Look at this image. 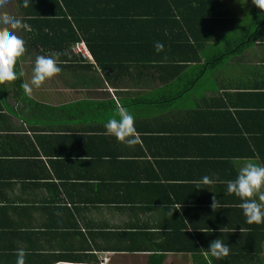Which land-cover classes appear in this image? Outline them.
I'll use <instances>...</instances> for the list:
<instances>
[{
	"label": "crops",
	"instance_id": "0c3cea01",
	"mask_svg": "<svg viewBox=\"0 0 264 264\" xmlns=\"http://www.w3.org/2000/svg\"><path fill=\"white\" fill-rule=\"evenodd\" d=\"M15 7L0 0V14L14 17ZM223 10L238 14L231 31L252 16L254 32L230 46L211 43L202 63L187 66L155 61L149 41L134 62L142 71L115 78L114 88L78 84V73H89L79 67L29 98L21 83L39 52L25 50L16 69L25 76L0 86V264H16L21 249L25 264H264V223L246 224L223 183L236 177L238 160L264 165V142L256 157L243 156L239 131L264 135V11L252 0H228ZM236 48L226 85L209 78L203 63ZM63 72L58 92L52 84ZM94 75L101 83L103 74ZM224 94L238 98L220 111ZM118 105L134 115L135 145L105 132ZM204 176L215 182L199 184ZM216 238L230 247L220 260L207 251Z\"/></svg>",
	"mask_w": 264,
	"mask_h": 264
},
{
	"label": "trees",
	"instance_id": "16d2710c",
	"mask_svg": "<svg viewBox=\"0 0 264 264\" xmlns=\"http://www.w3.org/2000/svg\"><path fill=\"white\" fill-rule=\"evenodd\" d=\"M13 2L17 12L14 18L20 19L26 25L24 29L18 30L20 38L24 41L25 50L38 51L37 55L55 54L61 70L70 72L73 69V75L79 71V67L87 68L95 74L102 73L104 78L100 76L101 83L95 77L91 84L87 85L89 89L98 87L100 90L108 85L114 88L115 78L124 79L125 76L131 77L142 71L136 67L139 64L134 62L135 59H140L144 46L149 41L153 42V45L157 42L163 44V49L154 53L157 62L165 60L182 66L202 63V54L206 53L211 43L224 40L226 46L232 45L227 36L232 32L231 25L234 19L238 17L237 14L224 12L223 5L225 6L228 0H13ZM218 6L220 12L216 10ZM150 31L154 35H148ZM81 43L85 44L89 54L93 56L98 69L94 64L89 65L74 54V47ZM167 45L170 46L169 51ZM239 51L236 48L228 53L223 52L214 60L209 58L203 63L207 66L206 75L226 85L222 82L226 74V61L231 59L230 55L235 56ZM18 63L16 69H19ZM75 85L78 87L77 83ZM224 95L225 97L218 99L220 105L217 109L220 111L228 109L230 103L238 98ZM239 114L238 112L235 115L237 123L241 120ZM239 131L240 135H243L241 139L248 147V153H244L243 156L256 157V154H259L258 144L264 142V135L241 128ZM222 262L228 264L224 260Z\"/></svg>",
	"mask_w": 264,
	"mask_h": 264
},
{
	"label": "clouds",
	"instance_id": "9594fccd",
	"mask_svg": "<svg viewBox=\"0 0 264 264\" xmlns=\"http://www.w3.org/2000/svg\"><path fill=\"white\" fill-rule=\"evenodd\" d=\"M252 3L264 11V0H252ZM0 25H2L0 27V86H6L25 76L23 71L16 70L18 60L25 52L24 41L16 35V32L24 29L26 25L18 18L6 15L0 16ZM154 47L159 52L163 49V44L157 42ZM60 71L55 54L38 55L31 69L30 81L21 83L23 94L31 98L34 88H39ZM134 119V115L127 108L118 105L116 114L104 124L105 132L118 142L129 146L135 145L139 143V138ZM236 166V177L223 182L226 184V192L239 198L246 224H262L264 223V165L249 158L236 161ZM214 182L209 176H204L198 183L210 185ZM217 207V198L213 196L211 208L215 211ZM207 251L211 257L220 260L229 255L230 247L221 238H216L209 243ZM24 256V251L18 250L16 264H25Z\"/></svg>",
	"mask_w": 264,
	"mask_h": 264
},
{
	"label": "rangeland",
	"instance_id": "374dc122",
	"mask_svg": "<svg viewBox=\"0 0 264 264\" xmlns=\"http://www.w3.org/2000/svg\"><path fill=\"white\" fill-rule=\"evenodd\" d=\"M234 1H236V0H230L231 3H233ZM236 8H237V7H236ZM241 8H242V7H241ZM7 13H8V12H7ZM244 14H247V13H244ZM0 15H2V16L6 15V16H8V17H13L12 14H0ZM237 15H238V14H237ZM263 16H264V14H258V18H259V19H262ZM252 21H253V17H252V16H250V17H248V18H247V16H246L245 22H243L242 25L237 26V27L235 28V30H233L232 32H229L227 38H228V39H235V37H236L237 35H241V34H243V35H244L243 37L246 38L248 35H250V34H251L252 32H254V30H255V28L252 26V25H253ZM16 35H18L19 38H20V36H21L20 33H19L18 31L16 32ZM222 41L225 42L224 40H222ZM219 45L224 46V43H221V44H219ZM62 74H63V75H61V76L58 75V80H57V82H55V83L52 84L54 88L56 87V89H57L58 92H59V91L62 92L63 89H64V86L67 84V79H68V77L65 75L64 72H63ZM95 76H96V75H94L93 71H92V72L89 71V73L79 72L78 75H77V78L80 79L79 82H78V84H79V83L81 84V83L83 82V80H87V81H89V82H92L93 79L95 78ZM73 78H74V77H73ZM74 79H75V81H76V78H74ZM73 83L76 84V82H73ZM47 85H49V84H47ZM82 86H84V85H82ZM192 91H194V90H192ZM192 91H191V92H192ZM80 104H81V102H80ZM82 104H83V103H82ZM70 107H74V104H72Z\"/></svg>",
	"mask_w": 264,
	"mask_h": 264
},
{
	"label": "built area",
	"instance_id": "2783aa9c",
	"mask_svg": "<svg viewBox=\"0 0 264 264\" xmlns=\"http://www.w3.org/2000/svg\"><path fill=\"white\" fill-rule=\"evenodd\" d=\"M75 52L85 58H90V54H88V49L83 43L75 46Z\"/></svg>",
	"mask_w": 264,
	"mask_h": 264
},
{
	"label": "bare ground",
	"instance_id": "6f19581e",
	"mask_svg": "<svg viewBox=\"0 0 264 264\" xmlns=\"http://www.w3.org/2000/svg\"><path fill=\"white\" fill-rule=\"evenodd\" d=\"M88 54H89V52H88ZM89 59H90V61L92 60L91 55H90V58Z\"/></svg>",
	"mask_w": 264,
	"mask_h": 264
}]
</instances>
